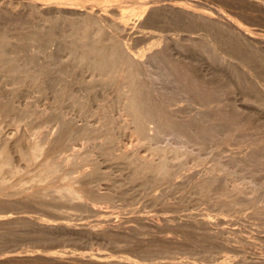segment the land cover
<instances>
[{
    "label": "rangeland",
    "instance_id": "rangeland-1",
    "mask_svg": "<svg viewBox=\"0 0 264 264\" xmlns=\"http://www.w3.org/2000/svg\"><path fill=\"white\" fill-rule=\"evenodd\" d=\"M0 5V30L3 29L11 35L13 43L17 41V34L22 33L19 37H25L23 34L27 36L30 31H38L36 32L38 37L34 35L35 38L26 40L24 44L27 48L23 47V52L19 53L20 55L17 54L19 65H24L37 56V59H34L37 63L34 61L32 68L28 65L27 69H19L22 71L21 74H25L24 70H30L26 73L40 71L43 68L42 65H45L43 63L47 61V57L45 59L42 57L46 52V55L53 54L55 57L59 55L56 51L57 40L53 38L49 40L50 43L46 42L48 40L45 33L51 20H48L49 22H46L41 30L37 27L44 22V19L56 16L62 22L63 18L82 21L84 17L92 21L106 20L108 23H110L109 19L110 21L115 19L122 24H128L123 28L124 31L119 29L117 33L118 30L114 29L112 32L121 34L122 41L126 39L122 42L125 46L130 47L132 44L130 50L132 52L135 50L138 57L135 55L131 64L135 62L132 68H138L142 72L140 82L148 87L149 92L158 100L172 94L179 96L180 92L187 94L191 99L188 100L189 102L180 100L171 110L166 107L170 116L176 119H187L186 123L177 125L178 130L176 126L169 124L166 132L169 134L175 131H186L187 135L181 138L183 140L167 135L159 139V144L168 150L177 146L183 151L190 150L191 147V150H194L193 155L187 159L174 161L176 164L173 161V163L168 162V165L172 164L169 166L170 169L179 173L172 179L169 178L168 182L164 180L158 185L149 186L150 190L136 183L132 185V182L126 178L127 166L122 163L116 165L118 161L115 158L111 159L107 154L108 152L119 154L123 148H135L133 146L136 136L123 131L124 118L122 116L117 118L118 111V113L111 112L115 116L111 114L114 117L111 129L119 136V145L113 149L108 148L111 145L105 137L104 130V133L100 131L101 109L97 107L98 104L95 105L94 100L90 101V106L96 114L83 117L68 103L61 109L55 107L52 101L55 96V94L52 95L53 91H49L47 96L40 95L35 91L34 86L32 87L31 81L16 82L11 77H7L8 73L0 71V103L14 102L12 105L15 108L14 112L16 109L19 111L13 112L10 117H0V148L8 153L11 161L8 169L0 167L1 175H7V179L5 178L7 185L0 188V264H127L126 260L129 264H153V262L156 264H264V105L256 103L257 94L247 89L250 73L253 72L262 82L264 90V67L261 63L263 59H260L264 57V0H0ZM141 12H145L147 20L150 17V21L144 22L139 16ZM139 19L143 22L140 23ZM40 20L42 21L39 22ZM218 21L230 24L234 29L238 27L237 29L241 31L238 32L242 35L240 38L243 39L240 40L231 31L223 33L216 29L219 34L215 30L214 34L207 36V39L210 38L208 42L211 43L207 48L209 54H205L208 52L207 49L204 52H198L197 42L204 37L202 28L215 26ZM188 37H192V41L187 40ZM247 41L249 43L257 41L260 51L251 50V45L249 46ZM39 42L47 45L44 55L34 52L37 48L35 45ZM221 44L223 47L220 46ZM156 46L159 49L163 48L160 49L162 52L161 56L157 57L158 61L155 56L149 54ZM210 48L211 50L216 48L213 52L216 56L218 55L217 58L215 55V58L214 56L210 58L213 54ZM235 50L248 52L249 57L245 61H239L235 57ZM218 52L221 57L224 53H229L230 62L221 64ZM26 58L28 59L25 60ZM71 58L74 61L73 57H67L64 63L58 64L59 67L49 70L47 76L45 75L47 77L45 81L57 84L56 89L66 86L76 97L84 98L90 84L87 83L81 87L82 85L72 82L75 79L71 71L74 70L77 62L69 63ZM164 63L177 74L178 71L184 70L188 79L180 82L166 79L161 67L165 65ZM65 66L67 70L62 71L66 69ZM231 67L240 70L244 83L242 81L238 83L236 76L230 75ZM63 72L66 76L67 73L68 76L70 74V79L67 77L68 80H66ZM86 79L90 80L91 77L85 76ZM94 86L93 89L97 90ZM108 91L110 93L112 91L111 94L107 92L111 96L117 93L113 87H110ZM14 92L18 96L13 95ZM205 107L210 111L205 117L202 116L197 120L195 117L198 111ZM120 124L123 125L120 126ZM209 124L212 126L210 138L201 139L203 141L196 140L200 144L197 146L193 138L196 129ZM65 126L66 129H64ZM147 128L151 134H154V123L147 124ZM61 136L65 139L63 140ZM190 139L194 142H190ZM38 140L41 141L43 154L35 162L25 164L19 159L20 154L27 152V149ZM224 148L228 150L227 155L223 154ZM140 152V154L149 153L145 148H141ZM200 154L205 160L202 162L203 165L195 164L197 158H201ZM247 154L253 162L247 158L245 160L244 157L248 156ZM179 162L188 169L184 167L186 170L182 171L183 168ZM218 162H222L227 168V174L230 177L221 173L214 180L210 172L206 173L209 167L215 166ZM95 164L98 167L101 166L99 168L101 173L92 177L94 175L91 172L94 168H98ZM47 165L50 169H57L59 174H53L48 182L33 183L29 179L31 175L37 171L49 169ZM11 169L14 170L13 175ZM235 177L247 180L246 184L241 185L242 188L240 186L236 190H228L229 195L225 193L231 200H235V208H219L218 205H214L217 202L216 199L211 200L210 196L196 194L197 182L202 184L213 182L212 185L207 184L213 195L224 194L226 184L231 182L229 179ZM66 186L76 189L77 195L81 196H76L77 200L62 196L63 190H59ZM157 188L160 190H156ZM135 205L137 207L134 208ZM253 213L256 215L254 216ZM40 247L43 251L39 250ZM128 254L136 255L132 259V256ZM114 258H118L115 259L118 263Z\"/></svg>",
    "mask_w": 264,
    "mask_h": 264
},
{
    "label": "bare ground",
    "instance_id": "bare-ground-1",
    "mask_svg": "<svg viewBox=\"0 0 264 264\" xmlns=\"http://www.w3.org/2000/svg\"><path fill=\"white\" fill-rule=\"evenodd\" d=\"M2 2V1H1ZM9 2V1H8ZM164 2V1H163ZM7 3V2H6ZM10 3V2H9ZM134 4V3H133ZM163 5V4H162ZM1 6V5H0ZM31 6V5H30ZM52 6V5H51ZM156 6V5H155ZM160 6V5H159ZM6 7V5H5ZM60 7V6H59ZM187 7V6H186ZM192 7V6H191ZM89 8V7H88ZM93 8V7H92ZM118 8V7H117ZM158 8V6H157ZM161 8V6L159 7ZM57 9V7H56ZM155 9V8H154ZM168 9V8H167ZM203 9V8H202ZM2 10V9H1ZM104 11V10H103ZM177 11V10H176ZM31 12V11H30ZM207 12V11H206ZM209 12V11H208ZM3 13V12H2ZM33 13V12H32ZM31 13V15L33 16V14ZM37 13V12H36ZM57 13V12H56ZM116 13V12H115ZM145 12H141V14L139 16H141V19H143V21H150V17L147 20V15L144 14ZM150 13V12H149ZM148 13V14H149ZM62 14V13H61ZM102 14V13H101ZM2 15V14H1ZM28 15V14H27ZM37 15V14H36ZM46 15V14H45ZM50 15V14H49ZM54 15V14H53ZM52 15V16H53ZM117 15V13H116ZM151 15V14H150ZM14 16V15H12ZM105 16V15H104ZM192 16V15H191ZM9 17V16H8ZM19 17V16H18ZM30 17V16H29ZM197 17V16H196ZM140 18V17H139ZM200 18V17H199ZM228 18V17H227ZM6 19V18H4ZM9 19V18H8ZM18 19V18H17ZM64 20H61L60 18L58 19L56 16L52 17L51 19H44V22H41L42 20H40L39 22H41L40 24H38V28H40V30L45 27L46 22H49L48 20H51V22L49 23V26L46 30V39L48 41H46L47 43L49 42V40L51 41V39L53 40V38H55L58 42V46L57 47V52H58V56H54L52 55H46V47L47 45L41 44L40 42L35 45L37 46V48L35 49V53L38 52V55H45L42 56L44 57V59L46 58V62L43 63L45 64L44 66L42 65L43 68L40 69V71H32V73H26L30 70H24L25 74H21L20 72H22L19 69H27L29 66H33V64H35L34 59H37L36 57H34L32 60L28 61V63L26 64H21L19 65L18 61L19 58H17V54L23 52L22 49H24L23 47H25V41L29 40L31 38H35L33 37L34 35H36L38 31L33 32V31H28L29 34H26L23 36L25 37H19L22 36L20 34H15L16 32H14V34L18 37L16 38V43H13V41L11 40V35H8L3 29L0 30V71L4 72V73H8L7 77H11L14 80H16V82H20V81H27L29 80V82L31 81L32 83V87L34 86L35 91L37 93H39L40 95L43 96H47V93L49 91H53L52 95L55 94V96L53 97L54 99L52 101H54V106L57 108H62L63 105L65 104H69V106H71L72 108L74 107V109L77 112H80L83 117L84 115L86 117H91L94 116L96 114L95 111L92 110V106H90V101L94 100L96 102L95 105H97V107L99 106V109H101V112L99 114V122L101 123V130L103 132H105V137L106 139H108L109 144L111 145L108 148H117L118 147V143H119V136H117L114 132L113 129H111V124L114 122V113L112 114L111 112H119V115L117 116V118L120 116H122L124 119V125L122 126L120 124V126H122L124 129V132H127V134L129 133L130 135H134L136 136V141H135V145L133 147L135 148H123L122 151L120 150L119 154H114V152H112V154L110 152H108L107 154L112 158H115L116 161H118L116 163V165L118 163H122L125 164V166H127L128 169V174L127 177L128 181L133 183H136L138 186L140 187H144L147 189H149L148 187L150 186H154V185H158L160 184V182L164 181V180H170L172 179L173 176H175L176 174H179L178 171L173 172L172 169H170L169 166H171L169 163H173L174 161H178V160H182V159H187L188 157H190L192 154V147L190 148V150L183 151L179 149V146L175 147L172 150H168V148L161 146L159 144V139L162 137H166L167 135H170V137H178L179 139H181L184 135H187L186 131L180 132V131H175L174 132H170L169 134L166 132V128H168L167 126H169V124H173L174 127L176 126V129L178 130V126L180 123L183 124V122H187L185 119H179V118H174L172 116H170L167 112V108H169V110H171L173 107L177 106V103L180 100H186L187 102H189L188 100L190 99L189 96L185 93L180 92L179 96L178 95H171V96H167L165 98H162L160 100L156 99V97L154 98L153 94H151V92H149L148 87H145V85H143V83L140 82V76L142 74V72L140 71V69H133L131 64V61L133 59H135V57L137 56V54L133 53L130 48L131 45L130 43V47L128 48L127 46H125L122 42L123 37L121 34H115L112 32V30L116 29V31L118 30L117 33H119V29L121 31H124L123 28L126 27V25L128 24H122L120 21H116L115 19L110 21L108 23L106 20H100V21H92L91 19H87V18H82V21H74L73 20H69L66 18H63ZM141 19L140 23H141ZM202 19V18H201ZM212 19V18H211ZM79 20V19H78ZM200 20V19H199ZM209 20V19H208ZM17 21V20H16ZM15 21V22H16ZM142 21V22H143ZM198 21V20H197ZM203 21V20H202ZM228 21V20H227ZM9 22V21H7ZM23 22V21H22ZM207 22V20H206ZM206 22L204 21V23L206 24ZM209 22H211L209 20ZM230 22V21H229ZM10 23V22H9ZM17 23V22H16ZM21 23V21L19 22V24ZM26 23V22H25ZM139 23V24H140ZM213 23V21H212ZM215 23V22H214ZM232 23V22H231ZM37 24V23H36ZM197 24V23H196ZM210 24V23H209ZM22 25V24H21ZM233 25V24H232ZM3 26V25H2ZM142 26V25H141ZM196 26V25H195ZM11 27V26H10ZM15 27V25H14ZM144 27V26H143ZM203 27V26H202ZM206 26H204V28H202L204 30V37L199 39V43L197 42V51H205L207 48H209L210 44L208 42V40H210V38L207 39V36L210 35L211 33L214 34V32H216V29H219L220 31H222L223 33H227V32H233L234 34H236L239 38L241 35V33H239L238 31H240L237 28H233L230 24L228 25L227 23H223L221 21H218L215 26H211L209 28H205ZM235 27V26H234ZM4 28V27H3ZM137 28V27H136ZM139 28V26H138ZM195 28V27H194ZM23 29V28H22ZM21 29V30H22ZM37 29V28H36ZM35 29V30H36ZM128 29V28H127ZM25 30V29H24ZM133 30V29H131ZM198 30V29H197ZM216 30V31H215ZM247 30V29H246ZM251 31V30H250ZM254 31V30H253ZM24 32V31H23ZM241 32V31H240ZM26 33V32H24ZM122 33V32H121ZM217 33L219 34V32L217 31ZM221 33V32H220ZM250 33V32H249ZM10 34V32H9ZM12 34V33H11ZM13 34V35H14ZM124 34V33H123ZM189 34V33H188ZM42 35V34H40ZM39 35V36H40ZM168 35V34H166ZM203 35V34H202ZM206 35V36H205ZM37 36V35H36ZM164 36V35H163ZM191 36V35H190ZM193 36V35H192ZM224 36V35H223ZM13 37V36H12ZM38 37V36H37ZM225 37V36H224ZM247 37V36H246ZM222 38V37H221ZM252 38V37H251ZM256 38V37H255ZM15 39V38H14ZM44 39V41L46 40ZM168 39V38H167ZM170 39V37H169ZM213 39V38H212ZM232 39V38H231ZM243 39L242 37L240 38V40ZM34 40V39H33ZM142 40V39H141ZM159 40V39H158ZM187 40L192 41V37H188ZM40 41V40H38ZM134 42V40H132ZM223 41V40H222ZM221 41V43H222ZM225 41V40H224ZM249 41V40H248ZM247 41V42H248ZM128 42V41H127ZM131 42V41H130ZM172 42V41H171ZM217 42V41H216ZM241 43V41H239ZM245 42H246V38H245ZM43 43V42H42ZM46 43V44H47ZM50 43V42H49ZM158 43V42H157ZM162 43V42H161ZM227 43V41H226ZM27 44V43H26ZM36 44V43H35ZM127 44V45H128ZM196 44V43H195ZM224 44V43H222ZM222 44L220 46H222ZM243 44V43H242ZM249 46L251 45V50H253L254 52H256L257 50L260 51V49H258V42L254 41V43H249ZM260 44V43H259ZM29 45V44H28ZM158 45V44H157ZM173 45V44H172ZM244 45V44H243ZM162 46V45H160ZM261 46V45H260ZM135 47V46H134ZM180 47V46H179ZM215 47V46H214ZM223 47V46H222ZM27 48V47H25ZM162 48V47H161ZM160 48V49H161ZM228 48L231 49V47L228 46ZM227 48V49H228ZM235 48V47H234ZM233 48V49H234ZM250 48V47H249ZM132 49V48H131ZM159 49L158 46H156L155 48L151 49L152 51L149 52L150 55L155 56V58L157 59V57H160L161 55V50ZM163 49V48H162ZM216 48H214L213 50L210 51L213 52ZM236 49V48H235ZM28 50V49H27ZM31 50V49H30ZM37 50V51H36ZM222 50V49H220ZM229 50V49H228ZM250 50V51H251ZM263 50V49H262ZM26 51V50H25ZM138 51V50H137ZM136 51V52H137ZM208 51V49H207ZM206 51V52H207ZM216 51V50H215ZM223 51V50H222ZM231 51V50H229ZM234 50H232L233 52ZM236 51V50H235ZM249 51V53H250ZM32 52V51H31ZM148 52V50H147ZM210 52V54H212ZM225 52V51H224ZM231 52V53H232ZM138 53V52H137ZM140 53V51H139ZM179 53V52H178ZM219 53V52H218ZM217 53V54H218ZM222 53V52H221ZM228 53V52H226ZM235 53V52H234ZM264 53V52H263ZM26 54V53H25ZM32 54V53H31ZM36 54V55H37ZM168 54V53H167ZM193 54V53H192ZM204 54V53H202ZM200 54V55H202ZM205 54H209V51ZM220 54V53H219ZM262 54V53H260ZM20 55V54H19ZM23 55V54H22ZM61 55V56H60ZM136 55V56H135ZM146 55V54H145ZM195 55V54H193ZM216 56V53L213 52L211 56ZM235 57L237 60L239 61H245V59L247 57H249L248 52L245 51H236L235 53ZM24 56V55H23ZM29 56V55H28ZM35 56V55H34ZM66 56V58L64 57ZM168 56V55H167ZM203 56V55H202ZM215 56L213 58H215ZM218 56V55H217ZM216 56V58H217ZM257 56V55H256ZM20 57V56H19ZM22 57V56H21ZM58 57V58H57ZM67 57H73L74 61H76V67L74 68V70L71 71V74L73 73V80L72 79L70 81H72L73 83L77 84V85H82L81 87H83L85 84H90L89 87H86L88 89L84 90V92L86 91V96L84 95V98H79L76 97V95H74L71 91H69L67 89V87H61V88H57L56 89V85L55 83H51V81L49 79L50 82H46L45 77L47 76V72H50L49 70H53L52 68H57V66L59 67V63L61 64L64 60L66 61ZM138 57V56H137ZM148 57V56H147ZM234 57V58H235ZM31 58V57H30ZM149 58V57H148ZM212 58V59H213ZM28 58H26L25 60H27ZM159 59V58H158ZM157 59V61H158ZM168 59V58H167ZM221 59V60H220ZM251 60V58H249ZM248 59V60H249ZM263 59L261 60V63L263 64L264 67V57L260 58ZM69 60V59H68ZM162 60V59H161ZM230 56L229 53L228 54H223V56L221 57V54L219 56V61L221 62V64L224 63H229L230 61ZM232 60V59H231ZM21 61V60H20ZM71 61L73 62L72 64H74L73 59L71 58V60H69V63H71ZM163 61V60H162ZM172 61V60H171ZM215 61V60H214ZM236 61V60H234ZM233 61V64H234ZM159 62H161L159 60ZM158 62V63H159ZM232 62V61H231ZM23 63V62H22ZM25 63V62H24ZM37 63V61H36ZM64 63V62H63ZM218 63V61H217ZM245 63V62H243ZM242 63V64H243ZM247 63V62H246ZM252 63V62H251ZM250 63V65H251ZM257 63V62H256ZM260 63V64H261ZM32 64V65H31ZM165 64V63H164ZM177 64V63H176ZM232 64V63H231ZM29 65V66H28ZM66 65V64H65ZM162 65V64H161ZM22 66V68H20ZM38 66V64L36 65ZM64 66V65H63ZM71 66V65H70ZM223 66V65H222ZM221 66V67H222ZM231 66V65H230ZM66 67V66H65ZM69 67V66H68ZM135 67V66H134ZM162 73L163 76L166 77V79H173V81L175 82H180L184 79H188L186 76V72L184 70L178 71L179 73H175L174 71H172V69H170L169 67L165 65H162ZM178 67V66H177ZM183 67V66H182ZM63 68V67H62ZM72 68V67H71ZM70 68V69H71ZM73 69V68H72ZM146 69V68H145ZM230 69V68H228ZM257 69V68H256ZM260 69V67H259ZM67 70L63 69L62 71ZM177 70V69H176ZM175 70V71H176ZM251 70V69H250ZM23 71V73H24ZM61 71V72H62ZM74 71V72H73ZM232 73H230V75H235L236 78L238 79V83L242 80V74L241 72L238 71V69L236 70V68H232L230 70ZM264 71V70H263ZM69 72V71H66ZM246 72V71H245ZM243 72V73H245ZM260 72V71H259ZM34 73V74H33ZM65 72H63L62 74H64ZM70 73V72H69ZM229 73V72H228ZM250 73V72H249ZM25 75V76H21V75ZM55 74V73H54ZM58 74V71H57ZM46 75V76H45ZM66 77V80H68L69 76H71L67 73L64 74ZM147 75V74H146ZM232 75V76H233ZM244 75V74H243ZM85 76H90L91 79L90 80H85ZM224 76V75H223ZM229 76V75H228ZM227 76V77H228ZM68 77V78H67ZM190 77V76H189ZM231 77V76H230ZM47 78V77H46ZM229 78V77H228ZM246 78V77H244ZM1 79V78H0ZM3 79V78H2ZM6 79V78H5ZM65 79V78H64ZM70 79V78H69ZM53 80V79H52ZM192 80V79H191ZM194 80V79H193ZM11 81V82H13ZM61 81V80H60ZM199 81V80H198ZM197 81V82H198ZM10 82V83H11ZM56 82V81H54ZM64 82V80H63ZM188 82V81H187ZM220 82V81H219ZM2 83V82H1ZM9 83V82H7ZM6 83V84H7ZM21 83V82H20ZM225 83V80H224ZM244 83V82H243ZM264 83V82H263ZM5 84V83H4ZM28 84V83H27ZM26 84V85H27ZM212 84V83H211ZM221 84V82H220ZM229 84V83H228ZM237 84V82H236ZM76 85V86H77ZM94 85H98L99 87H95ZM222 85L223 84V80H222ZM63 86V84H62ZM73 86V85H72ZM96 88L97 90L93 89ZM216 86V85H215ZM238 86V85H237ZM92 87V88H91ZM110 87H113V90L115 89V91L117 93H114V96L109 95L107 92L110 93V91H108V89H110ZM202 87V86H201ZM228 87V86H227ZM85 88V87H84ZM147 88V89H146ZM212 88V87H211ZM213 88H215L213 86ZM26 89V88H25ZM24 89V90H25ZM29 89V88H28ZM247 89L251 90L252 92H254L255 94H257V99H256V103L260 104V105H264V93H263V84L262 82H260L256 77L255 74L252 72L250 73V81L249 83H247ZM1 90V89H0ZM218 90V89H217ZM80 91V90H79ZM99 92V93H95V92ZM24 92V91H23ZM33 92V91H32ZM212 92V91H211ZM6 93V92H5ZM4 93V94H5ZM112 93V91H111ZM110 93V94H111ZM154 93V92H153ZM219 93V92H218ZM213 94V93H212ZM13 95L18 96L15 94V92L13 93ZM100 95V96H99ZM219 95V94H218ZM14 97H12V101L14 100ZM27 96V95H26ZM111 96V97H110ZM191 97V96H190ZM158 98V97H157ZM16 100V99H15ZM191 100V99H190ZM193 100V99H192ZM211 100V99H210ZM6 101V100H5ZM4 101V102H5ZM10 104L7 102L0 103V117H10L12 115V113L14 112V105L11 101ZM17 102V101H16ZM93 102V101H92ZM255 102V101H254ZM94 103V102H93ZM71 104V105H70ZM192 104V103H191ZM209 104V103H208ZM207 104V105H208ZM68 106V105H67ZM66 107V106H65ZM92 107V108H91ZM233 107V106H232ZM234 108V107H233ZM200 109V108H199ZM198 109V110H199ZM21 110V109H20ZM17 111V109L15 110V112ZM22 111V110H21ZM210 111L209 108H204L198 111L197 115L195 118H197V120L201 119L202 116L205 117V115ZM14 112V113H15ZM19 112V111H17ZM117 112V113H118ZM173 112V111H172ZM170 113V112H169ZM114 117H112V115ZM168 114V115H167ZM171 114V113H170ZM188 115V114H187ZM97 116V115H96ZM211 116V115H209ZM98 118V117H97ZM117 118H115L117 120ZM14 119V118H13ZM121 119V118H120ZM190 119V118H189ZM209 119V118H208ZM122 120V121H123ZM210 120V119H209ZM120 121V120H119ZM12 122V120H11ZM191 122V121H190ZM203 122V121H202ZM69 123V122H68ZM118 123V122H117ZM149 123H154L155 124V131L154 134H151L149 132V129L147 128V124ZM204 123V122H203ZM65 124V123H64ZM215 124V122H214ZM240 124V123H239ZM119 125V124H118ZM173 125H171L173 127ZM189 125V124H187ZM191 127V126H190ZM64 128V127H63ZM118 128V127H117ZM66 129V126L65 128ZM83 129V128H82ZM115 129V127H114ZM121 129V128H120ZM175 129V128H174ZM116 130V129H115ZM173 131V129H171ZM215 131V130H214ZM213 131V133H214ZM64 133H66L65 131H63ZM103 132V133H104ZM212 132V126L211 124L207 125L206 127H202L199 129H196L193 138L196 142V140H201L203 138H208L210 133ZM37 133V132H36ZM102 133V134H103ZM87 134V133H85ZM37 135V134H36ZM67 135V134H66ZM65 136V135H64ZM15 137V136H14ZM62 139L64 140L65 137L63 138V136H61ZM36 138V137H35ZM44 138V137H43ZM169 138V137H168ZM190 138V137H189ZM210 138V137H209ZM1 139V138H0ZM45 139V138H44ZM170 140V139H169ZM175 140V139H174ZM173 140V141H174ZM183 140V139H181ZM206 140V139H205ZM209 140V139H208ZM36 141V140H35ZM46 141V139H45ZM193 141L190 139V142ZM203 141V140H201ZM200 141V143H201ZM41 141L38 140L37 142H34V144H32L30 146L29 149H27L28 151L25 153H21L20 154V158L22 161L25 162V164H30L35 162L38 157H40V155L43 154V147L40 143ZM43 142V141H42ZM194 142V141H193ZM210 142V141H209ZM197 143V142H196ZM195 143V144H196ZM31 144V143H30ZM93 144V143H92ZM194 144V143H193ZM194 144V145H195ZM96 145V144H95ZM108 145V143H107ZM192 145V144H191ZM200 144L197 143V146H199ZM202 145V144H201ZM44 146V145H43ZM27 147V146H26ZM123 147V145H122ZM174 147V146H173ZM194 147V146H193ZM141 148H145L149 151L148 154H140V150ZM121 149V148H119ZM197 149V148H196ZM207 149V148H206ZM26 150V149H25ZM99 150V149H98ZM205 150V149H203ZM213 150V149H212ZM110 151V150H109ZM144 151V150H143ZM208 151V150H207ZM223 154H226L228 152L227 148H224L223 150ZM259 151V150H257ZM212 152V151H211ZM245 152V151H243ZM105 153V152H104ZM222 153V152H221ZM230 153V152H229ZM231 153L233 154V152L231 151ZM235 153V152H234ZM8 153H6V151H4V149L0 148V167L2 168H6L8 169L10 167V158L7 155ZM19 154V152H18ZM196 154V153H195ZM208 154V153H207ZM240 154V153H239ZM243 154V153H242ZM203 155V154H202ZM205 155V154H204ZM227 155V154H226ZM231 155V154H230ZM248 155V154H247ZM256 155V154H255ZM106 156V154H105ZM109 156H106L108 158H110ZM201 156V154L199 155ZM240 156V155H239ZM242 156V155H241ZM250 155L244 157L245 160L247 158V160H250ZM195 158V157H194ZM227 158V157H226ZM254 159V158H253ZM105 160V159H104ZM203 157L201 156V158H197L196 163L197 165H203L202 162L203 161ZM173 161V162H172ZM241 161V160H240ZM251 162L252 159L250 160ZM50 162V161H49ZM183 162V161H181ZM223 162V161H222ZM222 162H218L217 164H215V166L213 167H209V171L206 170L207 174L208 172H210V175L212 176V179L215 180V178L220 175L221 173L227 174V168L224 167V165L222 164ZM237 162V161H235ZM249 162V161H248ZM176 164V162H174ZM180 163V162H179ZM224 163V162H223ZM181 164V165H180ZM178 165H180L183 170L185 171L187 167H183V163H180ZM183 164V165H182ZM225 164V163H224ZM239 164V163H238ZM241 164V163H240ZM244 164V163H243ZM34 165V164H33ZM45 165V164H44ZM96 165V164H95ZM95 165H93L95 167ZM119 165V164H118ZM214 165V164H213ZM42 166V165H41ZM97 166V165H96ZM176 166V165H175ZM236 166V165H235ZM245 166V165H244ZM32 167V166H31ZM48 167V165L46 166ZM93 167V168H94ZM98 167V166H97ZM101 167V166H100ZM94 168V170L91 172L92 177H96L98 174L100 175L101 171L99 170V168ZM198 167V166H197ZM49 168V167H48ZM90 168V167H89ZM203 168V167H202ZM13 169V168H12ZM11 169V174H12V170ZM177 170V168H175ZM181 169V168H180ZM188 169V168H187ZM102 170V169H101ZM90 171V170H89ZM100 171V172H99ZM103 171V170H102ZM8 172L10 173V171L8 170ZM33 172V171H32ZM256 172V171H255ZM7 173V172H6ZM27 173V172H26ZM58 173L57 169H43L42 171H37L36 173H33L31 175V177L29 178L33 183H42V182H48L49 178L53 175ZM61 173V171H60ZM90 173V175H91ZM238 173V172H237ZM8 174V173H7ZM16 174V171H15ZM59 174V173H58ZM64 174V173H63ZM66 174V173H65ZM186 174V173H185ZM206 174V175H207ZM13 175V174H12ZM27 175V174H26ZM69 175V174H68ZM67 175V176H68ZM248 175V174H247ZM5 176V175H4ZM3 174L1 175L0 173V188L4 187L7 185V178L6 176L4 177ZM10 176V175H9ZM61 176V175H60ZM113 176V174H112ZM210 176V177H211ZM225 176V175H224ZM228 176V174H227ZM71 177V176H70ZM99 177V176H98ZM124 177V176H123ZM208 177V176H207ZM223 177V176H222ZM230 177V176H228ZM6 178V179H5ZM11 178V177H9ZM18 178V177H17ZM69 178V177H68ZM117 178V177H116ZM170 178V179H169ZM226 178V177H225ZM254 178V177H253ZM20 179V178H19ZM77 179V178H76ZM176 179V178H175ZM108 180V179H107ZM213 180V181H214ZM231 182L227 183L225 187V192L224 194H214L210 188L209 185H212L213 182L211 183H207L209 185L202 184L197 182V184L195 185L196 187V194H200V195H204V196H210L211 200H217L216 204H214L215 206L218 205V207L220 208H235L234 206L236 205L235 200H231L229 197L227 196L225 193L227 192L228 194V190H236L238 189L242 184H246L247 180H244L243 178H233V179H229ZM258 180V179H257ZM26 181V180H24ZM30 181V182H31ZM9 182V181H8ZM27 182V181H26ZM69 182V181H68ZM203 182V181H202ZM208 182V181H207ZM210 182V181H209ZM226 182V181H225ZM257 182V181H256ZM23 183V182H22ZM115 183V182H114ZM117 183V182H116ZM204 183V182H203ZM28 184V183H27ZM77 184V183H76ZM170 185V183H168ZM12 185V184H11ZM26 185V184H25ZM117 185V184H116ZM162 185V184H161ZM168 185V186H169ZM249 185V184H248ZM18 186V185H17ZM163 186V185H162ZM166 186V185H165ZM167 186V187H168ZM63 187L64 189H60L59 191L63 192L62 196H67L70 197L71 199H76V196H81V195H77V191L74 188H70V187ZM135 187V186H133ZM26 188V187H25ZM31 188V187H30ZM66 188V189H65ZM153 188V187H152ZM151 188V189H152ZM156 188V187H155ZM161 188V187H160ZM242 188V186H241ZM79 189V188H78ZM142 189V188H141ZM159 188H157L156 190H158ZM34 190V189H33ZM91 190V189H90ZM129 190V189H128ZM139 190V189H138ZM150 190V189H149ZM160 190V189H159ZM165 190V189H164ZM227 190V191H226ZM23 190H21L22 192ZM41 191V190H40ZM114 191V190H113ZM143 191V190H142ZM155 191V190H154ZM28 192V191H27ZM39 192V191H38ZM131 192V191H130ZM148 192V191H147ZM156 192V191H155ZM222 192V193H223ZM251 192V191H250ZM15 193V192H14ZM33 193V192H32ZM61 193V192H60ZM141 193V192H140ZM153 193V192H152ZM89 194V193H88ZM94 194V193H93ZM101 194V193H100ZM246 194V193H245ZM38 195V194H37ZM40 195V193H39ZM108 195V194H106ZM105 195V196H106ZM110 195V194H109ZM115 195V194H114ZM159 195V194H158ZM195 195V194H194ZM229 195V194H228ZM142 196V195H141ZM144 196V195H143ZM216 196V197H215ZM43 197V196H42ZM66 197V198H67ZM109 197V196H108ZM55 198V197H54ZM105 198V197H104ZM107 198V197H106ZM157 198V197H156ZM56 199V198H55ZM79 199V198H78ZM235 199V198H234ZM112 200V199H111ZM128 201V200H127ZM139 201V200H138ZM86 202V201H84ZM134 202V201H133ZM82 203V202H80ZM130 203V202H129ZM182 203V202H181ZM186 203V202H185ZM215 203V202H214ZM238 203V202H237ZM42 204V203H40ZM48 204V203H47ZM85 204V203H84ZM112 204V203H111ZM135 204V203H134ZM133 204V205H134ZM244 204V203H243ZM129 205V204H128ZM86 206V205H85ZM212 206V205H211ZM90 207V206H88ZM137 207L136 205L134 206V208ZM45 208V207H44ZM87 208V207H86ZM91 208V207H90ZM89 208V209H90ZM94 208V207H92ZM133 208V207H131ZM215 208V207H214ZM139 209V208H138ZM248 209V208H247ZM63 210V209H62ZM61 211V210H60ZM91 211V210H90ZM260 211V210H259ZM24 212V211H23ZM96 212V211H94ZM102 212V211H101ZM138 212V211H137ZM140 212V211H139ZM230 212V211H229ZM97 213V212H96ZM133 213V212H132ZM131 213V214H132ZM204 213V212H203ZM207 213V212H206ZM205 213V214H206ZM251 213V212H250ZM256 213V212H255ZM255 213L254 216L256 215ZM94 214V213H93ZM258 214V212H257ZM64 215V214H63ZM201 215V214H200ZM261 215V214H259ZM54 216V215H53ZM238 216V215H237ZM249 216V215H248ZM140 217V216H139ZM22 218V216H21ZM43 218V217H42ZM46 218V217H45ZM86 218V217H85ZM44 219V218H43ZM96 219V218H95ZM170 219V218H169ZM250 219V218H249ZM53 220V219H52ZM55 220V219H54ZM33 221V220H32ZM51 221V220H50ZM34 222V221H33ZM143 222V221H142ZM201 222V221H200ZM151 223V222H150ZM33 224V223H32ZM45 224V223H44ZM11 225V224H10ZM130 225V224H129ZM87 227V226H86ZM97 229V228H96ZM106 231V230H105ZM108 231V230H107ZM153 231V230H152ZM200 232V231H199ZM85 234V233H84ZM88 235V234H87ZM152 235V234H151ZM1 236V235H0ZM97 236V235H96ZM155 238V237H154ZM159 239V238H158ZM220 241V240H219ZM118 242V241H117ZM116 244V243H115ZM169 246V245H168ZM118 247V245H117ZM42 247L39 248L40 251H43V249H41ZM123 249V248H122ZM47 250V249H46ZM44 250V252L46 251ZM168 250V249H167ZM38 251V250H37ZM53 251H55L53 249ZM122 251V250H121ZM51 252V251H49ZM48 252V253H49ZM56 252V251H55ZM59 252V250H58ZM123 252V251H122ZM128 252V251H127ZM47 253V254H48ZM118 253V252H117ZM120 253V252H119ZM145 253V252H144ZM44 254V253H43ZM63 254V253H62ZM122 254V253H121ZM147 255H149L148 253H146ZM145 254V255H146ZM214 254V253H213ZM46 255V254H45ZM44 255V256H45ZM55 255V254H53ZM100 255V254H99ZM126 255V254H125ZM129 255V254H128ZM134 256H132V254H130L129 256H132V259L135 258L136 254H133ZM137 255H141V254H137ZM215 255V254H214ZM48 256V255H47ZM80 256V255H78ZM103 256V255H102ZM54 257V256H53ZM56 257V256H55ZM76 257V256H75ZM75 257H70L71 259H75ZM120 257V256H119ZM139 257V256H138ZM142 257V256H141ZM145 257V256H144ZM166 257V256H165ZM172 257V256H171ZM217 257V256H216ZM63 258V257H62ZM84 258V257H83ZM105 258V257H104ZM143 258V257H142ZM142 258L140 260H142ZM148 258V257H145ZM144 258V259H145ZM222 258V257H221ZM262 258V257H261ZM78 260V258H76ZM109 259V258H108ZM118 259V258H114ZM121 259V258H119ZM150 259V257H149ZM152 259V258H151ZM154 259V258H153ZM157 259V258H156ZM161 259V258H159ZM164 259V258H162ZM166 259V258H165ZM232 260V258H230ZM81 260V259H80ZM113 260V261H114ZM126 260V259H125ZM139 260V262H140ZM155 260V259H154ZM213 260V259H212ZM51 261V260H50ZM65 261V260H64ZM83 261V260H82ZM85 261V260H84ZM87 261V260H86ZM116 261V260H115ZM127 264L128 260H126ZM135 261V260H134ZM153 261V260H150ZM149 261V262H150ZM156 261V260H155ZM168 261V260H167ZM117 262V261H116ZM131 262V261H130ZM133 262V261H132ZM157 262V261H156ZM164 262V260H163ZM221 262V261H220ZM229 262V261H228ZM97 263V262H96ZM118 263V262H117ZM135 263V262H133ZM142 263V262H141ZM173 263V262H172ZM101 264V263H100ZM115 264V263H114ZM124 264V263H123ZM153 264H156L153 262ZM158 264V263H157ZM161 264V263H160ZM175 264V263H174ZM220 264V263H219Z\"/></svg>",
    "mask_w": 264,
    "mask_h": 264
}]
</instances>
